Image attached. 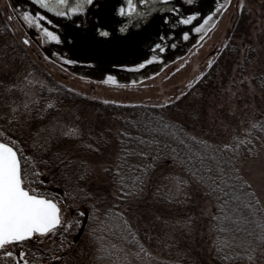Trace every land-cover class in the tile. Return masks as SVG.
Here are the masks:
<instances>
[{
	"label": "rangeland",
	"instance_id": "374dc122",
	"mask_svg": "<svg viewBox=\"0 0 264 264\" xmlns=\"http://www.w3.org/2000/svg\"><path fill=\"white\" fill-rule=\"evenodd\" d=\"M158 1L157 6L163 12L150 14L148 20L135 16V24L127 28L125 45L130 47L126 51L132 55L100 66L90 64V60L81 61L78 52L86 48L85 35L105 15H120L117 10L126 0L118 8L110 6L108 0H93L85 13L67 16L59 14L61 11L42 12L29 0H0V125L3 132L9 135L14 130L13 139L26 152L34 146L48 144L74 152L76 138L81 140L88 132H101L102 125H108L112 131L108 146L95 155L80 154L83 168L79 174L83 183L87 189L90 184L98 185L102 187L98 189L101 192L109 182L107 169L114 164V136L118 125L100 123L94 108L84 99L146 104L177 101L178 116L190 130L209 140L235 145L256 121L258 111L264 109V92L250 82L245 83L244 79L249 81V72L239 74L232 62L229 67L220 66L211 82L197 84V81L225 42L227 30L237 18L236 7L247 8V22L253 20L251 32L264 33V0H193L191 4L187 0ZM136 5L138 9L145 7L138 0ZM173 6H178L179 12H172ZM190 10L199 11L202 16L211 14L212 20L206 23L198 18L203 28L200 32L190 31L198 24H184L179 19ZM25 12L33 14L32 22L24 17ZM165 15L169 17L167 22L161 20ZM44 16L48 19H43ZM36 20L42 28L36 27ZM43 28L59 39H49ZM183 32H189L187 39ZM151 38L155 40L151 42ZM256 44L264 48V43ZM57 84L83 99L71 97L59 105L48 101L49 106L54 104L56 108L43 122L31 125L33 105L44 89H56ZM239 166L264 212V140L251 153L240 157ZM153 173L140 197L121 204L132 216L131 224L135 228L141 226L142 234H146L145 241L142 238L141 241L148 256L158 259L140 264L158 261L168 264L172 261L168 256L187 261L208 256L215 230L211 203L204 190L169 163L156 166ZM79 206L76 201H60L63 221L71 217V208ZM150 236L153 238L149 239ZM34 237L42 247L50 243L52 233ZM88 247L84 236L69 239L59 252L49 259H41L39 264H91L86 253ZM9 250L16 252L18 247ZM13 261L16 263V258ZM258 264H264V250Z\"/></svg>",
	"mask_w": 264,
	"mask_h": 264
},
{
	"label": "trees",
	"instance_id": "16d2710c",
	"mask_svg": "<svg viewBox=\"0 0 264 264\" xmlns=\"http://www.w3.org/2000/svg\"><path fill=\"white\" fill-rule=\"evenodd\" d=\"M236 13L237 18L231 22L225 42L197 84L211 82L220 66L229 67L232 62L239 74L249 72V81L244 79L245 83L250 82L264 92V48L256 44L264 43V33L251 32L253 20L247 22L249 15L245 6L236 7ZM71 97L83 99L63 85L44 89L32 107L31 125L43 122L56 105ZM84 100L92 105L99 122L118 125L114 136V164L107 169L109 182L103 192L98 191L102 188L98 185L90 184L87 189L83 183L79 174L83 168L80 154L95 155L108 146V138L112 136L108 125H102L103 133L88 132L83 139L76 138L74 152L52 144L34 146L26 152L17 145L27 161L24 166L26 180L31 181L33 187L60 201L80 203L79 207L70 209L68 221L49 232L52 239L48 245L38 246L35 238L24 243L30 264L49 259L69 239L76 240L80 236L86 237L89 243L86 253L91 264L151 261L154 257L148 256L141 241V238L145 241L146 234H142L141 226L137 229L131 224L132 216L121 204L140 197L155 167L165 163L173 165L204 190L211 203L215 230L208 256L193 261L168 256L172 260L168 264H258L264 250V212L241 174L239 159L264 140V109L258 111L248 132L233 145L209 140L190 130L178 116L177 101L146 104ZM48 101L56 105L49 106ZM3 130L0 125V138L16 135L14 130H7L9 135ZM81 211L83 216L78 214ZM1 253L2 250L0 264H16L15 256Z\"/></svg>",
	"mask_w": 264,
	"mask_h": 264
},
{
	"label": "snow or ice",
	"instance_id": "6c2138e0",
	"mask_svg": "<svg viewBox=\"0 0 264 264\" xmlns=\"http://www.w3.org/2000/svg\"><path fill=\"white\" fill-rule=\"evenodd\" d=\"M192 2L193 0H187L189 4ZM36 3L42 5L45 9L57 12L60 7L67 6L69 0H36ZM92 3L93 0H76L67 12H60L59 14L67 16L81 13L85 11L86 5ZM138 3L145 7L138 9L136 0H126V4L121 5L117 11L121 16H139L141 20L150 19V14H154L156 11H164L163 8L157 6V0H138ZM160 3H166V0H160ZM149 5H152V7H148ZM171 11L179 12V7L173 6ZM32 15L30 12L24 13V17L29 18V20ZM35 15L39 16L40 14ZM198 18L207 23L212 20V15L202 16L199 11L190 10L188 15H180L179 17L184 24L197 23L198 26L190 29V31L200 32L203 25L199 24ZM43 19L47 20L48 17L44 16ZM161 20L167 22L169 17L167 15L162 16ZM30 22L32 21L30 20ZM127 23L125 21L122 24L120 31H127ZM35 25L37 28L43 27L39 20L35 21ZM43 32L49 39H59L48 28H43ZM93 33L94 37H108L110 35L108 29L99 22L93 29ZM183 36L187 39L189 32H183ZM84 38L85 40L89 39L87 35ZM25 42L28 41L25 40ZM157 48H159V45H157ZM153 59H160V57H153ZM109 79L113 78L109 77ZM26 163L25 157L21 155V150L17 146V141L10 136L0 138V250L6 256H15L16 264H30L23 248L25 242L36 234L44 235L56 231L57 227L61 226L63 222L60 200L48 196L46 192L33 187L31 181L26 180L24 171ZM78 214L83 216L84 212L81 211ZM17 245H20V247L16 252L9 250Z\"/></svg>",
	"mask_w": 264,
	"mask_h": 264
},
{
	"label": "flooded vegetation",
	"instance_id": "af4514ba",
	"mask_svg": "<svg viewBox=\"0 0 264 264\" xmlns=\"http://www.w3.org/2000/svg\"><path fill=\"white\" fill-rule=\"evenodd\" d=\"M31 1V0H30ZM125 0H108L109 5L112 6L113 8H118L119 3H123ZM36 8L41 10L42 12L45 13H51L50 9H45L42 7V5L37 4L36 0L32 1ZM76 0H69V4L64 7H60L58 11L61 12H67L68 8L72 6ZM90 5L85 6V11L81 12L80 14L85 13L89 9ZM120 7V6H119ZM78 14V13H77ZM127 21V28H132V25L135 24L136 20L135 17H128L124 16L123 19L120 15L117 17L107 14L104 16L102 19V22L99 24H102L105 26L110 35L108 37H94L93 29L89 32V39L85 40L83 43L86 48L82 47V50L78 52L80 54V60H90V64H96L100 66L108 65L109 63H116L118 62L122 56L125 57H130L132 55L131 52H127L126 50L128 49L127 47H130L129 44H126V41L128 40V29L126 32L120 31V28L122 24ZM132 29H130L131 31ZM116 32V35H115ZM79 42V41H78ZM81 45V44H80ZM134 53V52H133ZM85 61V62H86Z\"/></svg>",
	"mask_w": 264,
	"mask_h": 264
},
{
	"label": "crops",
	"instance_id": "0c3cea01",
	"mask_svg": "<svg viewBox=\"0 0 264 264\" xmlns=\"http://www.w3.org/2000/svg\"><path fill=\"white\" fill-rule=\"evenodd\" d=\"M155 39H153V40H150L151 42H153ZM177 58V57H176Z\"/></svg>",
	"mask_w": 264,
	"mask_h": 264
},
{
	"label": "water",
	"instance_id": "95a60500",
	"mask_svg": "<svg viewBox=\"0 0 264 264\" xmlns=\"http://www.w3.org/2000/svg\"><path fill=\"white\" fill-rule=\"evenodd\" d=\"M31 1H35V0H31ZM25 41V39H23Z\"/></svg>",
	"mask_w": 264,
	"mask_h": 264
}]
</instances>
